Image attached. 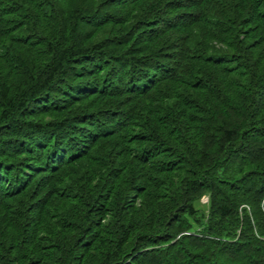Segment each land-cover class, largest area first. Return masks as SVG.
Masks as SVG:
<instances>
[{
  "label": "trees",
  "instance_id": "obj_1",
  "mask_svg": "<svg viewBox=\"0 0 264 264\" xmlns=\"http://www.w3.org/2000/svg\"><path fill=\"white\" fill-rule=\"evenodd\" d=\"M0 264H264V0H0Z\"/></svg>",
  "mask_w": 264,
  "mask_h": 264
},
{
  "label": "rangeland",
  "instance_id": "obj_2",
  "mask_svg": "<svg viewBox=\"0 0 264 264\" xmlns=\"http://www.w3.org/2000/svg\"><path fill=\"white\" fill-rule=\"evenodd\" d=\"M205 200V199H204ZM202 200V203H205L206 201Z\"/></svg>",
  "mask_w": 264,
  "mask_h": 264
}]
</instances>
